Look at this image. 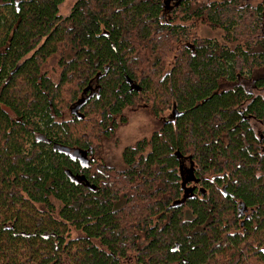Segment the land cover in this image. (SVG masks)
<instances>
[{"label": "trees", "instance_id": "obj_1", "mask_svg": "<svg viewBox=\"0 0 264 264\" xmlns=\"http://www.w3.org/2000/svg\"><path fill=\"white\" fill-rule=\"evenodd\" d=\"M64 1L0 0V264H264L262 4ZM203 17L224 43L173 24ZM150 95L170 118L123 150L115 188L80 132L111 136Z\"/></svg>", "mask_w": 264, "mask_h": 264}, {"label": "rangeland", "instance_id": "obj_2", "mask_svg": "<svg viewBox=\"0 0 264 264\" xmlns=\"http://www.w3.org/2000/svg\"><path fill=\"white\" fill-rule=\"evenodd\" d=\"M75 0H65L63 4L59 6V14L62 16H65L68 14L69 9L73 5ZM200 1V0H198ZM251 5H258L259 3L264 4V0H246ZM168 15V14H165ZM177 24H187L190 27V39H209L213 41H217L219 43H224V37L223 32L218 27H213L209 24V22L203 17L201 19H193L192 21L188 23H183L179 20H175L174 23ZM163 45H170L172 42L168 41L166 37L162 38ZM161 48V54H163V61L165 62V69L169 70L168 67H170L171 64H173V55H170L168 53H165L166 48L163 50L162 46ZM58 57L52 56L47 59L45 64L42 66V70L47 73V76H49L53 82H57V78L59 75V67L57 65L58 63ZM138 60L143 61V66H146L147 69L150 64H147L146 55L144 58H139ZM73 88V89H72ZM64 89L66 90H75L74 86H65ZM149 98L150 102L144 103L140 101H135L132 105L125 108L122 113L121 117L123 118V121H120L119 117H116L117 126L113 130V133L111 136L103 137V133L96 136L98 132L94 135L95 140L93 141L92 137V129L89 131H83L80 133H83L82 136L84 137L83 140H87L91 142L92 146L98 148L97 156H94V164L96 166L92 165V170L96 169L98 166H107V168H111L109 171L105 172L106 174H109L111 177L107 179L109 183L117 188L118 186H121L122 179L120 177H117L118 170H120L123 167V161H122V152L127 147H133L135 144L143 139H148L150 135L158 129L160 126V123L166 119H169V112L165 111L164 114H162L160 117H155L153 115V108L156 107V109L161 110L160 106L157 103H154L156 100L155 97L150 95ZM153 102V105H152ZM65 117H68V111H65ZM98 122L97 115H93L89 117L88 121ZM87 121V122H88ZM253 128L254 132H259L261 129V126L258 122H253ZM184 169L182 171H185V168H188V162H183ZM127 184V183H126ZM125 184V185H126ZM125 188H128L125 186ZM129 192V191H127ZM133 193V192H131ZM125 194V193H124ZM134 204L136 202H133ZM129 255L123 262L124 264H138L135 261V258L133 256V253H129ZM258 262V261H257ZM254 259L249 258L244 264H258ZM260 264V263H259Z\"/></svg>", "mask_w": 264, "mask_h": 264}, {"label": "flooded vegetation", "instance_id": "obj_3", "mask_svg": "<svg viewBox=\"0 0 264 264\" xmlns=\"http://www.w3.org/2000/svg\"><path fill=\"white\" fill-rule=\"evenodd\" d=\"M259 4H262V3H259ZM252 6H256V5H252ZM262 6H263V11H262L263 26H262V28H263V32H264V4H262Z\"/></svg>", "mask_w": 264, "mask_h": 264}, {"label": "water", "instance_id": "obj_4", "mask_svg": "<svg viewBox=\"0 0 264 264\" xmlns=\"http://www.w3.org/2000/svg\"><path fill=\"white\" fill-rule=\"evenodd\" d=\"M81 161H83V159Z\"/></svg>", "mask_w": 264, "mask_h": 264}]
</instances>
